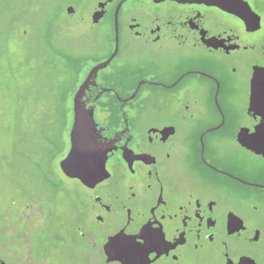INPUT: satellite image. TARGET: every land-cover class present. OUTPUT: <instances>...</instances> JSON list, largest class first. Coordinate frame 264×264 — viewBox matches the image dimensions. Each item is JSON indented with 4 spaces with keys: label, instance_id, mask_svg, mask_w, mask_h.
Listing matches in <instances>:
<instances>
[{
    "label": "flooded vegetation",
    "instance_id": "obj_1",
    "mask_svg": "<svg viewBox=\"0 0 264 264\" xmlns=\"http://www.w3.org/2000/svg\"><path fill=\"white\" fill-rule=\"evenodd\" d=\"M226 1L82 0L87 30L68 56L80 79L57 161L82 190L71 234L49 237L38 218L6 246L5 228L0 264H264V0ZM85 80L99 125L90 167H103L87 182L60 168ZM133 238L143 247L122 243Z\"/></svg>",
    "mask_w": 264,
    "mask_h": 264
},
{
    "label": "rangeland",
    "instance_id": "obj_2",
    "mask_svg": "<svg viewBox=\"0 0 264 264\" xmlns=\"http://www.w3.org/2000/svg\"><path fill=\"white\" fill-rule=\"evenodd\" d=\"M85 14L82 0H0V245L21 240L38 218L49 237L71 232L66 219L82 190L60 176L57 161L71 121L66 99L80 79L68 56L87 30ZM108 42L106 25L96 54Z\"/></svg>",
    "mask_w": 264,
    "mask_h": 264
},
{
    "label": "water",
    "instance_id": "obj_3",
    "mask_svg": "<svg viewBox=\"0 0 264 264\" xmlns=\"http://www.w3.org/2000/svg\"><path fill=\"white\" fill-rule=\"evenodd\" d=\"M187 1H198V2H209V3H214V4H226V0H187ZM72 8L69 7L68 11H71ZM116 23H115V32L117 33V28H116ZM117 39V36H116ZM106 64L102 63L97 65L96 67L93 68V72L97 70L98 68L104 66ZM88 87L87 80H85L78 88L74 95V121L70 130V139H71V148L66 155L64 159L61 160L60 162V168L61 170L69 177H76L80 179L83 182L90 181L92 178L95 177V170L92 167L85 168L79 164H70L66 163L69 157H72V152L74 148V134H76V139L80 142H83L85 138H87L88 143H89V152H90V157L92 156L95 148H96V135L95 132L98 130L97 127L99 126L92 115L91 109H87L82 101V96L85 93V88ZM82 116H86L87 118V129L81 128L80 131L78 132V125L80 123V118ZM238 264H247L244 261H240ZM254 264V263H251Z\"/></svg>",
    "mask_w": 264,
    "mask_h": 264
},
{
    "label": "snow or ice",
    "instance_id": "obj_4",
    "mask_svg": "<svg viewBox=\"0 0 264 264\" xmlns=\"http://www.w3.org/2000/svg\"><path fill=\"white\" fill-rule=\"evenodd\" d=\"M87 129V118L86 116H82L80 118V123L78 125V132L80 129ZM262 136H264V133H261ZM249 140L255 139V137H248ZM66 163L70 164H79L85 168L90 167L91 164V157H90V152H89V143L87 138L83 142H80L76 139V134H74V148L72 152V157H69ZM96 175L99 177H102L103 173V167L99 169H95ZM151 226H149L150 228ZM147 231V230H146ZM154 238V234L149 233L148 235L145 236V240H151ZM122 243H124L127 247L132 248V249H140L143 247L142 244H138L136 239L133 238L132 240H127L125 239Z\"/></svg>",
    "mask_w": 264,
    "mask_h": 264
}]
</instances>
